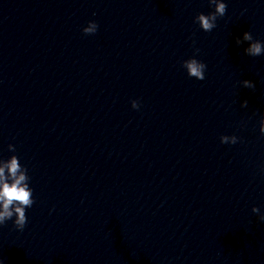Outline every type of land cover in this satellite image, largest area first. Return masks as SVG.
I'll return each mask as SVG.
<instances>
[{
	"label": "clouds",
	"instance_id": "9594fccd",
	"mask_svg": "<svg viewBox=\"0 0 264 264\" xmlns=\"http://www.w3.org/2000/svg\"><path fill=\"white\" fill-rule=\"evenodd\" d=\"M209 2L214 5V11L209 14L199 13L195 17V22L205 32L212 31L216 27L217 19L223 17L227 11V4L224 0H209ZM97 30L98 24L95 21H89L82 31L85 35H91ZM244 41L249 42V46L244 50L246 55L251 57L264 55V42L255 40L251 32H244L242 39H236V44L240 45ZM195 52L198 53L199 49H195ZM182 66L190 77L197 80L205 79L207 66L195 57L183 61ZM242 85L249 89L255 88V84L250 80H243ZM131 106L133 109H139L140 104L137 100H132ZM241 106L247 107L248 101H243ZM259 131L264 135V116L260 119ZM220 141L222 144H236L238 137L222 135ZM8 148L9 151H15L14 145L9 144ZM28 181L27 169L20 164L17 156L13 155L8 160H0V225L12 220L18 231H23L25 228L28 219L26 209L34 204L33 190L29 187ZM252 212L259 214L260 209L253 207ZM260 220L264 221V215H260Z\"/></svg>",
	"mask_w": 264,
	"mask_h": 264
}]
</instances>
